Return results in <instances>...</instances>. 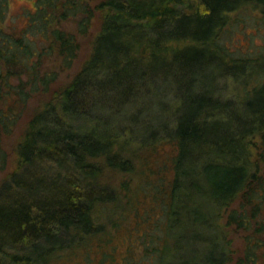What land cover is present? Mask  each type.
I'll use <instances>...</instances> for the list:
<instances>
[{
	"label": "trees",
	"instance_id": "obj_1",
	"mask_svg": "<svg viewBox=\"0 0 264 264\" xmlns=\"http://www.w3.org/2000/svg\"><path fill=\"white\" fill-rule=\"evenodd\" d=\"M8 8L0 0V172L8 162L1 138L32 94L42 97L16 142L14 168L0 179V264H48L97 233L108 241L99 217L123 205L132 173L144 177L136 189L160 197L153 226L140 220L138 233L152 264H264V73L253 89L244 72L234 76L237 101L205 93L233 66L262 59L264 49L240 54L225 38L239 22H264V0H35L21 28L5 26ZM96 18L88 57L58 81L44 61L70 68L78 36ZM68 20L76 33L55 25ZM161 91L176 95L172 128L157 117L156 128L141 127L135 108ZM168 145L172 175L161 188L165 163L154 171L149 162ZM124 196L135 210L137 193ZM229 229L245 233L239 251Z\"/></svg>",
	"mask_w": 264,
	"mask_h": 264
},
{
	"label": "rangeland",
	"instance_id": "obj_2",
	"mask_svg": "<svg viewBox=\"0 0 264 264\" xmlns=\"http://www.w3.org/2000/svg\"><path fill=\"white\" fill-rule=\"evenodd\" d=\"M86 1L93 5L99 0ZM8 5L9 8L7 18L5 19V26L8 28L9 24H14L21 28L27 22L25 13L34 9L35 0H8ZM55 25L76 33L75 23L71 20L61 21L55 23ZM98 27V18H96L90 32L85 36H78L81 47L70 68L64 70L61 69L59 59L51 57L44 61L43 69L49 68L58 71V81L60 82H65L70 79L88 57ZM225 42L229 44L231 49L238 48L237 50L240 54L244 52L256 55L258 51L264 49V22L247 20L245 23L239 22L234 26H230L229 31L226 34ZM232 69L234 70L233 72H230L232 76L216 78L214 82L209 85L212 87L208 93L205 92L206 95L208 94V96L218 99L233 98L235 101L240 99L239 96L241 95L242 88L239 82L241 78L235 79L234 76L244 72L247 75V79L249 78L247 80V86L252 89L256 87V84L261 82L255 77L256 73H260L261 71V74L264 73V53L262 59L256 62L233 66ZM203 89L207 90L206 87ZM148 90L152 91L151 87L148 88ZM258 91L259 90L256 89L255 92H252L250 98L254 99ZM174 94L173 91H161L160 94L151 98L149 105L146 104L143 108L140 106L136 107L135 110L141 111V116L143 117V119H137L138 124L141 127L149 126L150 129H154L157 127V125L154 124L155 117H157L160 122H163L165 126H169L171 129V122L173 119V100L176 98V95ZM41 97V94H32V97L29 98L27 102V106L21 113L17 127L11 132L3 135L1 138V146L6 152L8 162L5 169L0 172V179L6 172H10L14 168V149L16 142L29 116L34 111V108L40 103ZM136 105L138 104H135V106ZM132 109H125L121 114L125 116L131 113ZM123 125H129L132 127L129 121H124ZM138 134L139 132L133 131L131 135L134 138H139ZM171 149V146L168 145L161 151V153H158L157 156L149 162L150 165L154 164L152 165L154 166V171H156L158 165H162L163 162L165 163V166L161 167V170L159 171L160 175L163 177V179H161V184L158 183L161 188L162 186L169 187L170 184L169 181L171 180L172 169L169 155L171 154ZM132 175L133 178L131 185L125 194L131 195L132 192L134 194L137 193L135 203H133L135 210L127 208L126 201L128 198L124 196L125 194H121L119 196L120 204L118 205L123 204L122 206L116 207L114 203L112 205L113 207H108L106 209L107 211L105 210L107 213L103 214L104 211L99 213V215L103 214L99 219L101 220V218H103V222L105 221L104 225L99 229L102 230L104 236L108 237L109 240L106 242H103L102 240L97 242L96 240L101 236L97 233L92 236L91 239L93 242L91 241L89 245H86L87 248L84 247L75 251H63L56 256L53 255L48 258L50 260L48 264H152L150 261V259H152L151 255L145 253V250L143 249V244L148 241L145 236L139 237L138 233L143 230L141 229L143 224H141L140 220L143 221V223L145 222L144 230L151 227V225L153 226V218L161 211V208L158 205L160 197L152 198L153 196L150 195L153 194L152 192H150L148 196L145 194L143 195V193L134 186L138 184V181L139 183H142L144 177H141L138 173L137 175L132 173ZM108 177L110 179L111 174H108ZM152 179L153 180L150 182H155L157 178L152 177ZM113 181H115V179L111 178L110 182L115 185L117 181H115V183ZM218 221L223 224L225 217L220 218ZM230 229L228 230V236L232 238L233 249L234 251H239L244 243L245 233L243 231L236 232L235 230ZM203 230L204 229L201 228V231ZM146 236H148V234Z\"/></svg>",
	"mask_w": 264,
	"mask_h": 264
}]
</instances>
